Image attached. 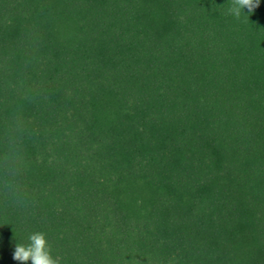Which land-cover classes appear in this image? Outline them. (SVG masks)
I'll list each match as a JSON object with an SVG mask.
<instances>
[{
	"label": "trees",
	"instance_id": "1",
	"mask_svg": "<svg viewBox=\"0 0 264 264\" xmlns=\"http://www.w3.org/2000/svg\"><path fill=\"white\" fill-rule=\"evenodd\" d=\"M229 3L0 0V264H264V0Z\"/></svg>",
	"mask_w": 264,
	"mask_h": 264
},
{
	"label": "clouds",
	"instance_id": "2",
	"mask_svg": "<svg viewBox=\"0 0 264 264\" xmlns=\"http://www.w3.org/2000/svg\"><path fill=\"white\" fill-rule=\"evenodd\" d=\"M260 6V0H230L227 5V14L239 20L246 16L244 10L249 13L255 11ZM27 244H17L13 254V259L21 264H62L61 257L53 254V247L48 241L46 234L36 232L30 234Z\"/></svg>",
	"mask_w": 264,
	"mask_h": 264
}]
</instances>
